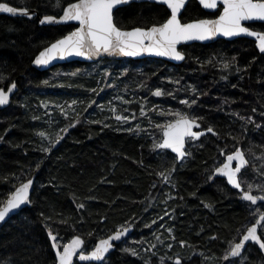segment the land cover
Segmentation results:
<instances>
[{
    "label": "trees",
    "instance_id": "obj_1",
    "mask_svg": "<svg viewBox=\"0 0 264 264\" xmlns=\"http://www.w3.org/2000/svg\"><path fill=\"white\" fill-rule=\"evenodd\" d=\"M72 1L0 0L40 15L59 14ZM168 16L163 5L133 2L118 8L114 21L128 29L158 25ZM208 16L213 15L190 0L180 18ZM74 27L0 15V89L13 82L17 86L9 106L0 110V204L18 184L35 177L30 205L0 229V264H55L50 231L59 236L58 244L81 235L88 251L98 239L130 225L131 237L100 264H174L176 256L181 264H230L223 260L227 249L256 220L257 209L264 211V203L243 201L241 191L213 172L224 158L222 151L228 155L242 145L245 150L262 147L264 155V53L253 41L237 38L182 45L186 57L181 64L115 60L128 61L126 76L118 81L129 87L131 100L118 107L132 123L94 122L83 112L65 116L52 106L72 97L89 103L95 82L81 74L45 82L49 72L32 66L41 49ZM158 89L160 96L154 95ZM182 111L215 134L187 142V154L178 162L155 145L165 124ZM44 112H51V119ZM138 121L140 131L128 128ZM56 135L61 143L44 151ZM248 168L243 174L251 172ZM244 255L243 264H264V254L254 245Z\"/></svg>",
    "mask_w": 264,
    "mask_h": 264
},
{
    "label": "snow or ice",
    "instance_id": "obj_2",
    "mask_svg": "<svg viewBox=\"0 0 264 264\" xmlns=\"http://www.w3.org/2000/svg\"><path fill=\"white\" fill-rule=\"evenodd\" d=\"M130 0H76L74 3H69L63 9V15L59 18L53 16H44L40 21L42 24L60 23L67 21H78L80 27L62 39L56 40L44 51L40 52L39 56L34 61L37 65H47L56 56L63 58L65 55L75 54L77 56H87L91 58L102 53L109 55H124L136 56L141 52H155L161 56H171L177 60H182L184 57L176 49V45L181 41L187 40H206L216 36L218 33L225 37H232L239 34H247L255 36L258 41V47L264 53V34L250 31L248 27L243 26L242 22L259 20L264 21V0H200L201 5L206 9L217 8L218 2L223 4V12L215 20H198L192 23H181L179 14L185 5V0H161V2L171 10L170 18L165 23L159 26H153L150 29L135 28L132 31H123L114 23V10L118 5L128 3ZM59 5V0H57ZM21 15L31 14L27 9H17L10 7L7 3H0V12ZM227 67V65H225ZM15 84L8 88L7 93L0 89V105H5L9 102V94L15 88ZM154 95H162L158 89ZM188 104V101H182ZM192 103H195L193 100ZM143 114V110H142ZM178 117L174 122H169L164 126L162 143L155 145L158 149H171L180 159L186 155L184 146L187 140H199L205 135L203 131H194V128H200L197 123L198 118H189L182 113H175ZM116 120L127 122V117L116 116ZM157 127H161L157 125ZM66 131V129H65ZM208 133L215 134L213 128L209 127L206 130ZM42 137L43 132L39 133ZM62 137L57 136L56 143ZM54 146V145H53ZM50 148L44 151H50ZM223 154V152L221 153ZM236 161L235 167H232ZM247 163L242 151L237 149L233 154L226 157V162L215 171L227 178L229 184L243 192L242 199L256 205L258 201H264V195L256 196L251 194L252 186L249 185V191H243L241 181L237 175L241 172L244 165ZM163 175V174H162ZM167 180L168 177L164 176ZM33 184V180L29 179L22 183L12 192L7 201L0 205V222L4 221L13 211L20 209L22 205L30 203L29 190ZM259 187V186H258ZM83 207V205H80ZM260 219L256 224L247 229L239 243H236L228 256L230 264H234L235 258L242 257V250L246 247V242L249 240L257 243L261 250H264V241L257 235V225L264 227V212L257 209ZM163 219V217H161ZM156 223V221H153ZM163 227V225H161ZM127 229L123 232L117 231L114 235L107 239H102L95 246L94 250L85 255L80 253L81 260L103 261L105 254L112 249V241H118L125 235ZM49 238L52 240V247L57 248V236L49 232ZM84 241L79 237L73 238L69 244L63 245V251L57 250L56 257L58 264H72V258L81 249ZM124 251H130L125 249ZM135 255V253L133 252ZM175 264H181L179 258L175 260ZM243 264V260H241Z\"/></svg>",
    "mask_w": 264,
    "mask_h": 264
},
{
    "label": "water",
    "instance_id": "obj_3",
    "mask_svg": "<svg viewBox=\"0 0 264 264\" xmlns=\"http://www.w3.org/2000/svg\"><path fill=\"white\" fill-rule=\"evenodd\" d=\"M189 1H190V0H185V5H184V7L181 9V12H180L179 17H178L179 20H180V22H181V23H184V24H186V23L196 22V21H198V20H205V19H207V20H215V19H217V18L221 15V13L223 12V4H222V2H218V5L220 4V5L222 6V8H221L219 14H218L215 18H200V19H194V20H189V21H185V22H183V21H181L180 16H181L183 10L185 9V7H186V5L188 4ZM196 1L199 3V5H200L205 11L213 12V11L216 10V8H215V9H206V8H204V7L201 5L200 0H196ZM74 2H76V0H75V1H72V2H70V3H74ZM133 2H152V3H156V4L163 5V6H165V7L167 8V10L169 11V16H168L167 19L170 18L171 10L167 7V5L163 4V3L161 2V0H130V2H128V3H124V4H121V5H118L117 8L114 10V12H115L118 8L125 7V6H127V5H129V4L133 3ZM0 3H6V2H0ZM7 4H8L10 7H14V8H17V9H27V11H28L31 15H30V16H28V15H21L19 11H18L16 14L0 12V15H7V16H12V17H27V18H30V19L36 17L37 20H38V25H40V26H58V25H68V24H71V25H74V26H75L71 31H69L68 33H66L65 35L59 37V38L56 39V40L62 39L63 37L69 35L71 32L75 31L77 28L80 27L78 21H67V22H60V23H48V22H45V23H43V24L40 22V21L44 18V16H53V17L59 18L60 16L63 15V9H64L65 7H67V5H68L69 3L66 4V5L63 7L62 11H61L59 14H44V15H40V13L38 12V10H36V9H34V8L19 7V6H15V5L9 4V3H7ZM218 5H217V6H218ZM167 19H166L164 22H162V23H160V24H158V25H151V26H149V27H133V28H128V29H124V28H120V27H119V28H120L121 30H123V31H132V30L135 29V28H141V29H145V30H147V29H150V28L153 27V26H159V25H162L163 23H165V22L167 21ZM255 22H264V21L251 20V21H244V22H242V24H243V26L248 27L247 24H251V23H255ZM114 23H115V21H114ZM116 26H117V25H116ZM117 27H118V26H117ZM248 28L250 29V31H253V32H256V33L264 34V31H256V30H253V29L250 28V27H248ZM237 38H247V39L253 41L256 50H257L259 53H262V52L260 51L259 47H258V41H257V39H256L255 36H249V35H247V34H243V33H242V34H239V35H236V36H232V37H225V36H223L222 34H219V33H218L216 36H214V37H212V38H210V39H206V40H187V41H181V42H179V43L176 45V49H177V51H179V52L181 53V55L184 57L182 60H177V59H175L174 57H171V56H161V55H157L155 52H151V53H150V52H141L139 55H136V56L109 55V54H107V53H102V54H100V55H98V56H93V57H91V58H88L87 56H77V55H75V54L73 53V54H71V55H65V56H63V58H61L60 56H56V58L53 59V60H51L47 65H37V64H35L34 61H35L36 58L39 56L40 52H42V51H44V49L48 48L52 43H54V42L56 41V40H55V41H53L52 43H50L49 45H47L46 47H44L43 49H41V50L37 53V55L34 57V59H33V61H32V66H33L36 70H38V71H40V72H44V71H48V70L52 69V68L55 67V66L62 65V64H67V63H71V62L94 63V62H96V61H99L100 59H108V60H109V59H110V60L133 59V60H140V59H145V58L160 59V60H163V61H166V62L172 63V64H181V63L185 60V57H186L185 53L181 50V46H182V45H190V44H193V43L206 44V43H212V42H214V41H216V40H220V39H222V40H227V41H231V40H234V39H237ZM13 84H15V82L11 83L7 88H2V90H4V92L7 93L8 88L11 87ZM15 86H16V84H15ZM16 92H17V86L14 88L13 92H12L11 94H9V102H8L7 104H5V105H0V110H3V109H5L6 107L9 106V104H10V102H11V99H12V97L14 96V94H15ZM189 118H191V117H189ZM176 119H178V118H176ZM176 119L171 120L170 122H174ZM168 123H169V122H168ZM168 123H166L165 125H167ZM197 123L200 124L198 121H197ZM163 130H164V127H163V129H162V137H161L160 143H162V140H163ZM193 130H194V131H203V132H205V135H207V134H213V133H208V132L206 131L207 129H203V128H201V124H200V128H198V129H197V128H194ZM205 135H203V136H205ZM201 137H202V136H201ZM201 137H200V138H201ZM61 141H62V139L59 140V143H56V140H55V141H54V144H53L54 146L52 145V148L54 149V148L58 147V145L61 143ZM192 141H193V140H192ZM195 141H197V140H195ZM195 141H193V142H195ZM187 142H188V140L186 141L185 146H184V150H185V152H186V148H187ZM157 149H158V148H157ZM159 150H167V151L171 152L172 154H174V155L177 157V161H178V162H181V161L183 160V159H180V158L177 156L176 153L172 152L171 149H159ZM234 152H235V151H234ZM234 152H232V153H230V154H233ZM242 153H243V152H242ZM186 154H187V153H186ZM228 155H229V154H228ZM243 155H244V153H243ZM185 156H186V155H185ZM185 156H184V157H185ZM184 157H183V158H184ZM226 157H227V155H226ZM226 157H225L224 161H223L221 164H219V165L215 168V170H216L217 168L221 167V166L226 162ZM244 157H245V155H244ZM245 159H246V157H245ZM246 161H247V159H246ZM236 163H237L236 161L233 162V164H232V167H233V168L235 167V164H236ZM246 165H247V163L244 165V167H245ZM244 167H243V168H244ZM243 168H242V169H243ZM215 170H214V172H213V176H214V177H222V178H224V179L226 180V182L228 183L227 178H226L225 176L219 174V173H216ZM238 175H239V173H238ZM238 175H237V178H238ZM30 179L33 180V184L30 186V190H29L30 203H31V195H32V192H33V190H34L35 177H31ZM28 180H29V179H27V180L21 182L20 184H18V185H17V186H16V187H15V188L9 193V195L4 199V201H3L0 205L4 204V203L7 201V199H8L9 196H10V194H11L12 192H14L15 189H16L17 187H19L22 183L27 182ZM228 184H229V183H228ZM229 186L232 187V188H235V187H233L231 184H229ZM235 189H237V188H235ZM237 190H238V191H241V189H237ZM243 191H246V190H243ZM247 191H248V190H247ZM251 194L256 195V196H260V195H258V194H254V193H252V192H251ZM242 196H243V192L241 191V199H242ZM242 200H243V199H242ZM243 201H245V200H243ZM245 202H249V201H245ZM30 203H26L25 205H22L20 209H17V210H15V211H13V212H12V213H11V214H10L5 220H4V221L0 222V229H1V227H2L5 223H7V222H8V221H9L14 215L18 214L21 210H23V209H25L26 207H28V206L30 205ZM249 203H251V202H249ZM260 203H264V201H258L256 205H258V204H260ZM259 219H260V216L258 215L257 218H256V220H255L252 224H250V225L248 226V228L251 227L252 225L256 224V221L259 220ZM262 223H264V222H262ZM260 227H261L260 225H257V235H258V236L260 237V239L263 241V239H262V237H261V234H260ZM248 228H247V229H248ZM125 229H127V232L125 233L124 236L121 237L120 240H118V241H112V242H111V243L113 244V247H112V249L109 250L108 253L105 254V259H106V257H107L111 252H113V251L115 250V248H116L117 245H119V244L122 243L124 240H126V239H128V238L131 237V235H132V233H133V230H134L133 226L130 225V226H127V227H124V228L118 229V230H116V231H114V232H112V233L106 235L105 237H102V238L98 239V240L95 242L94 246H93L91 249H89L88 251L84 250V243H83V245L81 246V249H78V250H77V253L73 256V258H72V264H76V263H79V264H90V263L100 264V263H102L105 259H104L103 261L81 260V259H80V253L83 252V254H85V255L90 254V253L94 250L95 246L99 243L100 240H102V239H107L108 237L114 235V233L117 232V231H121V232H123ZM247 229H246V230L244 231V233L240 236V238H239L236 242L233 243L232 247H233L236 243H239V241L242 239L243 235L246 234ZM52 234H53V233H52ZM53 235L57 236V240H58L59 236H58L57 234H53ZM75 237H79L81 240L84 241V238H83L81 235H74V236H72L67 242H65L63 245H65V244H69V243L73 240V238H75ZM48 238H49V235H48ZM49 240H50V243H51V245H52V243H53L52 240H51L50 238H49ZM57 245H58L57 248H53V247H52V248H53V251H54V253H55V264H58V260H57V257H56V252H57V250H59V251H61V252L63 251V245H59L58 243H57ZM249 245H254V246H256V247H257V248H258V249L264 254V250H261L260 247H259V245H258L257 243H255L254 241L249 240L248 242H246V247L242 250V255H243V253L246 251V249L248 248ZM232 247H231V248H232ZM230 251H231V249H230ZM230 251H229V253H230ZM177 258H179L180 261H181V258H180L179 256H176V257H174V259H173V263H174V264H175V260H176Z\"/></svg>",
    "mask_w": 264,
    "mask_h": 264
},
{
    "label": "rangeland",
    "instance_id": "obj_4",
    "mask_svg": "<svg viewBox=\"0 0 264 264\" xmlns=\"http://www.w3.org/2000/svg\"><path fill=\"white\" fill-rule=\"evenodd\" d=\"M123 60V59H122ZM115 60H104L100 59L99 61H96L94 63H84L81 66L73 65L72 67L65 68H58L57 70H48V74H46L45 82L52 81L58 79V77L67 76L73 77L75 75H84L85 77H89L91 82H95L92 86H90V94L91 100L89 103H84L85 106H83V97L77 98L72 97L71 100L67 102L59 101L56 102L55 105L52 106V109H56L58 113H63L65 116L68 115H79L84 113L82 117L84 119H91V121H102L106 122L110 118L116 119V116H122V117H129L128 114H125L120 111L119 104L128 102L131 100V97H128L129 94V87L124 86L120 87L122 82L118 81L119 79H123L124 76H126L124 73L129 69V66L127 65L128 61L124 60V62L118 64L117 62H114ZM49 89V88H48ZM107 91H111L112 96H109ZM114 92V93H113ZM131 95V94H129ZM109 96V97H107ZM83 108V109H82ZM50 111V108H49ZM49 113V119H51V112H44V115H48ZM182 114L187 115L186 111L180 112ZM188 116V115H187ZM189 117V116H188ZM261 117L264 118V112L262 113ZM80 119V118H78ZM130 119V118H129ZM249 121H252L253 124H258V122H254L251 118H249ZM122 124H131V121H121ZM143 123V120L142 122ZM139 121L137 123L132 124V126H128V128L140 131L139 128ZM162 136V132H161ZM57 135L54 139L49 141L48 147L52 144H54V141L56 140ZM191 142L192 140H188V142ZM193 142V141H192ZM242 150L245 154L247 152V165L244 167L246 169H251V172H246L243 174V171H241L238 175V180L241 181L242 186L247 187L249 190V185H251L254 189H257L260 193H256L254 191H251L254 194L258 195H264V155L260 152L262 151V147L258 148V151L251 150L249 147L245 150L243 149L242 145L238 146L236 148ZM223 152V160L224 161L227 153ZM261 175V180L257 176V173ZM252 181H254L255 184L252 185ZM259 186V187H258ZM264 210V209H263ZM255 212L253 210L252 214ZM264 212V211H263ZM256 213V212H255ZM258 214L253 215V220L257 217ZM252 220V221H253ZM260 234L262 237H264V227H260ZM60 245H63V243H59ZM232 247V244L227 249L223 260L226 261L225 257L228 256L229 251ZM238 262H241V260L245 259V255L242 257L235 258Z\"/></svg>",
    "mask_w": 264,
    "mask_h": 264
},
{
    "label": "flooded vegetation",
    "instance_id": "obj_5",
    "mask_svg": "<svg viewBox=\"0 0 264 264\" xmlns=\"http://www.w3.org/2000/svg\"><path fill=\"white\" fill-rule=\"evenodd\" d=\"M221 8H222V6L219 4L218 6H217V8H216V10L215 11H213V12H208V11H206L207 13H209L210 15H213V16H208V17H206V18H215L218 14H219V12H220V10H221ZM257 25L260 29H257L256 30V28L255 29H253V30H256V31H264V22H255V23H251V24H247V26L248 27H250L251 28V26L250 25ZM254 43V42H253ZM255 46V45H254Z\"/></svg>",
    "mask_w": 264,
    "mask_h": 264
}]
</instances>
